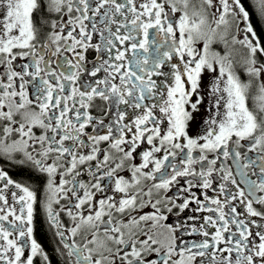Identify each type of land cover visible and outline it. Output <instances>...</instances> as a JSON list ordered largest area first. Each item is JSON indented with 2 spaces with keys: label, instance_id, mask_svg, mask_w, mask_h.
Returning a JSON list of instances; mask_svg holds the SVG:
<instances>
[{
  "label": "snow or ice",
  "instance_id": "snow-or-ice-1",
  "mask_svg": "<svg viewBox=\"0 0 264 264\" xmlns=\"http://www.w3.org/2000/svg\"><path fill=\"white\" fill-rule=\"evenodd\" d=\"M5 162L44 197L0 167V264H52L38 205L59 264H264V40L243 0H0Z\"/></svg>",
  "mask_w": 264,
  "mask_h": 264
},
{
  "label": "flooded vegetation",
  "instance_id": "flooded-vegetation-1",
  "mask_svg": "<svg viewBox=\"0 0 264 264\" xmlns=\"http://www.w3.org/2000/svg\"><path fill=\"white\" fill-rule=\"evenodd\" d=\"M245 3L248 5V7H252V0H245ZM256 15L258 16L257 13H256ZM260 20L262 22H264V19L260 18ZM249 104L250 105L252 104L251 100L249 101ZM197 119L198 120L202 119V113L200 115H198ZM193 134H195V128H193ZM0 167H4L8 171L9 175L11 176V178L13 180L20 182L22 184H31V186H33V187H40V192L38 193V196L41 199H43V197H44L43 187L39 184L33 183L35 181V176L30 172V170L27 169L26 166L13 165L10 162H5L3 164H0ZM34 224H35V236L38 239V241L40 242V239L38 238V228L41 225L43 227V229L46 231V233L49 234V236L51 237V239L53 241V244L51 246V248L53 250L56 246V242L48 230L47 222L44 218L43 209L39 205L37 206V215H36ZM53 255L55 256V263L59 264L58 257L54 254V252H53Z\"/></svg>",
  "mask_w": 264,
  "mask_h": 264
},
{
  "label": "trees",
  "instance_id": "trees-1",
  "mask_svg": "<svg viewBox=\"0 0 264 264\" xmlns=\"http://www.w3.org/2000/svg\"><path fill=\"white\" fill-rule=\"evenodd\" d=\"M245 3V0H243ZM251 5V4H250ZM246 8L250 12L251 15V24L253 25L254 29L257 31V33L261 36V39L264 40V22L260 20V18L256 15V12L253 10V7H248V5L245 3ZM38 238L40 239V243L44 246V248L49 252L52 263H55V256L53 255V250L51 248L53 241L48 233L43 229V227L40 225L38 228Z\"/></svg>",
  "mask_w": 264,
  "mask_h": 264
}]
</instances>
